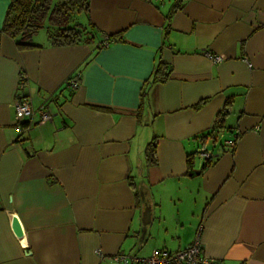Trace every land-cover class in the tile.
Returning <instances> with one entry per match:
<instances>
[{
	"label": "crops",
	"instance_id": "obj_1",
	"mask_svg": "<svg viewBox=\"0 0 264 264\" xmlns=\"http://www.w3.org/2000/svg\"><path fill=\"white\" fill-rule=\"evenodd\" d=\"M88 21L90 43L1 38L0 264H122L197 232L264 264V0H90ZM20 97L52 119H16Z\"/></svg>",
	"mask_w": 264,
	"mask_h": 264
},
{
	"label": "trees",
	"instance_id": "obj_2",
	"mask_svg": "<svg viewBox=\"0 0 264 264\" xmlns=\"http://www.w3.org/2000/svg\"><path fill=\"white\" fill-rule=\"evenodd\" d=\"M90 0H8L5 16L0 27L2 36L11 38L18 49L42 47L33 41L38 31L46 26L47 44L52 47L71 46L90 43L98 33L88 21ZM84 15L87 21H74L75 16ZM108 41L115 36H108ZM102 41L98 47H101ZM170 68L158 61L151 82L162 83L169 78ZM221 112L216 120L217 128L224 127V116ZM155 153V142L152 140L146 148V156L152 161ZM191 162V158H188Z\"/></svg>",
	"mask_w": 264,
	"mask_h": 264
},
{
	"label": "built area",
	"instance_id": "obj_3",
	"mask_svg": "<svg viewBox=\"0 0 264 264\" xmlns=\"http://www.w3.org/2000/svg\"><path fill=\"white\" fill-rule=\"evenodd\" d=\"M108 38L103 39L102 44H108ZM213 63H218L222 57L217 54H212L209 51L203 52ZM24 76H20V83L22 84ZM68 87L75 88L78 85L76 80H68ZM37 117L40 123L47 122L52 119L51 113L40 105L34 108L32 103L26 98H18L15 101V118H32ZM204 157H209L210 154L205 151L202 152ZM115 260L122 264H225L221 259L210 257L203 251L202 242L200 240V233L197 232L194 240L185 247L177 250H170L167 248L153 249L149 256L139 257L136 255L118 254Z\"/></svg>",
	"mask_w": 264,
	"mask_h": 264
},
{
	"label": "rangeland",
	"instance_id": "obj_4",
	"mask_svg": "<svg viewBox=\"0 0 264 264\" xmlns=\"http://www.w3.org/2000/svg\"><path fill=\"white\" fill-rule=\"evenodd\" d=\"M84 18V15H79L77 14L73 20L74 21H80V22H84L83 19ZM46 26H43L39 31L38 33L33 37V41L38 43V42H42L44 40H46ZM221 142H223L221 140ZM211 147V146H210Z\"/></svg>",
	"mask_w": 264,
	"mask_h": 264
},
{
	"label": "water",
	"instance_id": "obj_5",
	"mask_svg": "<svg viewBox=\"0 0 264 264\" xmlns=\"http://www.w3.org/2000/svg\"><path fill=\"white\" fill-rule=\"evenodd\" d=\"M149 214H150L149 208L146 206L143 215H144V217H148Z\"/></svg>",
	"mask_w": 264,
	"mask_h": 264
}]
</instances>
